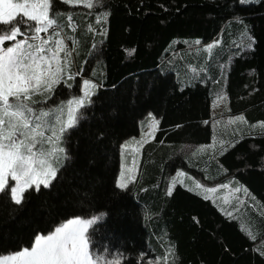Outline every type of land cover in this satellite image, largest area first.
<instances>
[{
	"label": "trees",
	"instance_id": "obj_1",
	"mask_svg": "<svg viewBox=\"0 0 264 264\" xmlns=\"http://www.w3.org/2000/svg\"><path fill=\"white\" fill-rule=\"evenodd\" d=\"M78 14L66 21L74 37L66 74L33 99L55 111L87 80L95 85L91 102L64 132L66 156L54 164L50 186L29 188L20 204L9 190L0 193V256L72 217L99 214L89 233L100 261L264 264V132L233 138L214 156L183 153L187 144L212 141L220 89L224 116L264 121V0H97ZM244 29L253 47L241 42ZM221 36L212 57L185 54ZM151 117L157 128L138 174L120 188L122 144ZM178 169L200 170L211 182L234 177L250 190L251 205L225 213L179 183L169 194L168 177Z\"/></svg>",
	"mask_w": 264,
	"mask_h": 264
},
{
	"label": "snow or ice",
	"instance_id": "obj_2",
	"mask_svg": "<svg viewBox=\"0 0 264 264\" xmlns=\"http://www.w3.org/2000/svg\"><path fill=\"white\" fill-rule=\"evenodd\" d=\"M84 2L87 7H93L92 0ZM55 17L52 0H0V192L9 190L16 204L22 202L29 188L34 186L39 190L41 185L47 188L56 178L58 169L54 164L64 153L59 147L60 138L79 122L80 109L91 102L89 87H95L85 80L84 95L67 101L55 111L45 112L33 107L38 103L33 97L51 92L62 81L69 64L71 53L64 40L53 39L61 35L55 31ZM68 20L71 21L70 16ZM50 30L52 34L42 39L40 34ZM18 36L24 38L18 39ZM50 41L54 49L46 47ZM6 42H10L9 46L4 47ZM45 131L51 134L46 136ZM183 175V172L177 173L178 177ZM123 176L121 173L118 181L120 188L127 187ZM9 179L14 184H9ZM175 183L173 178V185ZM202 187L196 184V188ZM168 191L171 194V188ZM204 191L215 193L218 189L204 188ZM232 191L247 192L241 188ZM95 222L96 218L81 217L61 222L47 234H36L30 246L0 256V264H97L98 257L90 251L89 233Z\"/></svg>",
	"mask_w": 264,
	"mask_h": 264
},
{
	"label": "rangeland",
	"instance_id": "obj_3",
	"mask_svg": "<svg viewBox=\"0 0 264 264\" xmlns=\"http://www.w3.org/2000/svg\"><path fill=\"white\" fill-rule=\"evenodd\" d=\"M96 2L97 0H92L93 7L95 6ZM91 8L86 6V3L84 2V0H80V2L78 3L76 2V0H70V2H65V0H52V11L56 14L55 18L57 20V26L55 27V31L61 33L60 36L53 37V39H63L66 49L71 53H72L71 51L72 49L70 50L69 44L70 42H74L73 40L74 37L72 38V36L69 34V31H67L66 27L68 25L66 24V21H69L68 20L69 16L71 17V20H72L75 14L86 13ZM79 15L80 14H78V16ZM21 31H24V29L22 28ZM51 34H52V30H50L49 33H41L40 36L42 39H47ZM240 37L242 39L241 42L245 43L244 45L246 47L250 48L252 46V43L249 41L252 38V35L251 33L247 31V29H244L242 31ZM18 39H23V38L18 36ZM9 43L10 42H6L4 47L9 46ZM222 45H223V38L221 36L216 41L210 44L199 46V47L196 46L192 51H187L185 54L193 56V55H201L205 53L208 57H212L214 50H216L217 47L220 48ZM46 47H52L54 49V43L50 41V44ZM185 54L184 53L180 54V57L184 58ZM60 57L63 62V57H64L63 52L60 53ZM69 58L70 56L68 57V61H69ZM74 58L75 56L73 57V60ZM66 71L67 70L65 68L63 76L66 74ZM84 81L85 80H83V82ZM84 91H85V85L84 83H82L80 85L78 94L74 95L70 99H67L66 101L83 96ZM89 91L91 93L93 92L91 87H89ZM227 106H228V98H227L226 92L224 89H220V91L215 95L213 104H212V112H213L214 117L216 118L213 122L212 141L208 144H200V145L187 144L185 145L183 148V153L185 155L186 154H198L199 156H201L203 154L209 153V154H212L211 156H214L216 152H219L220 150L224 149L227 142H229L233 138L243 136V134H246V133H253L254 131H257V130L260 132H264V127H262V125H264V121H258V122L251 123L247 120V118L243 114L235 115V116H224L223 114ZM33 107L37 110H43L45 112L49 111V108H46L47 106L42 107L43 109H39V107L35 104L33 105ZM238 117H242L243 119L242 120L237 119ZM64 118L65 120L67 119L66 116ZM150 119H151L150 123L143 131H141L139 134L132 137L131 139H128L122 144L121 157H120L121 158L120 159V170L118 173L117 184H118V181L121 180V173L124 174L123 179H124V182L127 183V187L135 180L138 174V170H139L141 150L146 142L153 139L156 128H157V118L151 117ZM45 135L47 136L50 134L45 133ZM62 140H64V133L62 134L60 138V142H59V147L64 149V153L60 155V159L58 162L60 164L63 163L65 156H66V147L65 145L62 144ZM202 148L203 150H201ZM192 168H194V166H192ZM178 172H183L184 175L178 177L177 176ZM173 178L176 179L175 185L179 183V184L186 186L189 189L196 190L197 192L202 194L204 197L208 196L209 199H211L225 213H227V211L228 212L230 211L232 213L234 212L237 214H243L246 206L251 205V201L249 199L251 197L250 190L245 184L239 182L234 177H230V178L228 177L227 180H223V181L211 182L210 180H208L209 178L205 176L200 170L191 171V170H186V169H178L174 173H171L167 180V189L169 190L171 188V192L173 188L175 187V185H173ZM197 183L201 184L203 187L199 189L196 188ZM9 184H14V182L9 179ZM222 184H227L229 185V187L220 188L219 186ZM204 188H217L218 191H216L215 193H208L204 191ZM235 188L246 189L247 192L246 193L244 191L233 192L232 190ZM76 217H81V216H76ZM100 217L101 215L97 214L94 216L81 217V218H84V219L96 218V222H97L100 220ZM72 218H75V217H72ZM11 253L13 252L3 254V255H9ZM97 264H115V262L100 261L97 259ZM149 264H154V263L151 262Z\"/></svg>",
	"mask_w": 264,
	"mask_h": 264
}]
</instances>
